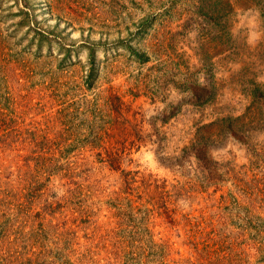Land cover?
Listing matches in <instances>:
<instances>
[{
	"label": "rangeland",
	"instance_id": "374dc122",
	"mask_svg": "<svg viewBox=\"0 0 264 264\" xmlns=\"http://www.w3.org/2000/svg\"><path fill=\"white\" fill-rule=\"evenodd\" d=\"M0 264H264V0H0Z\"/></svg>",
	"mask_w": 264,
	"mask_h": 264
}]
</instances>
